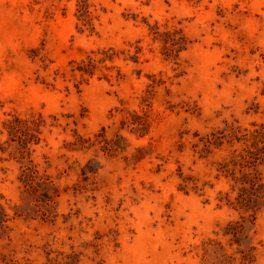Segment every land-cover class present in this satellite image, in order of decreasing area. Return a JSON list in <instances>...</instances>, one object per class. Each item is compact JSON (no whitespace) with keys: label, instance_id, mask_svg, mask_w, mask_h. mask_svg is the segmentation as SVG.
Returning a JSON list of instances; mask_svg holds the SVG:
<instances>
[{"label":"rangeland","instance_id":"374dc122","mask_svg":"<svg viewBox=\"0 0 264 264\" xmlns=\"http://www.w3.org/2000/svg\"><path fill=\"white\" fill-rule=\"evenodd\" d=\"M78 1L0 0V264H264V0Z\"/></svg>","mask_w":264,"mask_h":264},{"label":"trees","instance_id":"16d2710c","mask_svg":"<svg viewBox=\"0 0 264 264\" xmlns=\"http://www.w3.org/2000/svg\"><path fill=\"white\" fill-rule=\"evenodd\" d=\"M79 11L88 13V4L87 0H80L77 2ZM88 16V14H87ZM80 20V18L78 17ZM82 24H89L92 26L90 22V18L84 19L81 18ZM109 56L106 57H100L96 59V61L103 62L106 59H109ZM94 62L95 59L88 56L86 60H80L78 62V65L76 67V71L78 74L82 77L84 76H92L93 74V68H94ZM149 120V116L146 113L145 109H141V113H138L135 110L127 111L123 115H121V118L118 121V126L116 130L113 132L112 138L106 137V126H101L100 129L93 135V139L87 138L81 143L80 148H85L86 144L89 145H98L99 149L107 154H111L113 152L119 151L120 149H123V147L120 145L121 140L123 137L119 134L120 129H127L129 132L134 133L136 138H141L146 135L147 133V122ZM23 124L24 127L28 128L27 120H15V122L7 121V127L9 134L17 132H21L19 124ZM40 124L39 123H33L32 130L38 131ZM18 136V135H16Z\"/></svg>","mask_w":264,"mask_h":264}]
</instances>
